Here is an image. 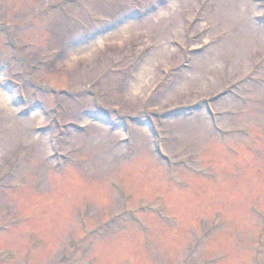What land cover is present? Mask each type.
<instances>
[{
	"label": "rangeland",
	"instance_id": "1",
	"mask_svg": "<svg viewBox=\"0 0 264 264\" xmlns=\"http://www.w3.org/2000/svg\"><path fill=\"white\" fill-rule=\"evenodd\" d=\"M0 264H264V0H0Z\"/></svg>",
	"mask_w": 264,
	"mask_h": 264
},
{
	"label": "bare ground",
	"instance_id": "2",
	"mask_svg": "<svg viewBox=\"0 0 264 264\" xmlns=\"http://www.w3.org/2000/svg\"><path fill=\"white\" fill-rule=\"evenodd\" d=\"M32 115H35V114H32Z\"/></svg>",
	"mask_w": 264,
	"mask_h": 264
}]
</instances>
